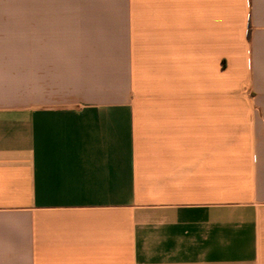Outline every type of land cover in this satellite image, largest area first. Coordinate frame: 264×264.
<instances>
[{
	"label": "crops",
	"instance_id": "1",
	"mask_svg": "<svg viewBox=\"0 0 264 264\" xmlns=\"http://www.w3.org/2000/svg\"><path fill=\"white\" fill-rule=\"evenodd\" d=\"M0 264H264V0H0Z\"/></svg>",
	"mask_w": 264,
	"mask_h": 264
},
{
	"label": "rangeland",
	"instance_id": "2",
	"mask_svg": "<svg viewBox=\"0 0 264 264\" xmlns=\"http://www.w3.org/2000/svg\"><path fill=\"white\" fill-rule=\"evenodd\" d=\"M18 0H11L12 5H17ZM36 4L40 5H62L66 4V0H26L27 6H35ZM28 101H33V95L29 94L27 95Z\"/></svg>",
	"mask_w": 264,
	"mask_h": 264
}]
</instances>
